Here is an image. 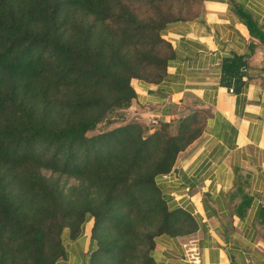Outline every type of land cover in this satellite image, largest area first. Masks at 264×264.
I'll list each match as a JSON object with an SVG mask.
<instances>
[{
    "label": "trees",
    "instance_id": "1",
    "mask_svg": "<svg viewBox=\"0 0 264 264\" xmlns=\"http://www.w3.org/2000/svg\"><path fill=\"white\" fill-rule=\"evenodd\" d=\"M196 1L0 0V264H56L89 217V264H156L159 236L190 233L158 179L199 136L195 116L88 134L130 107L133 80H163V32Z\"/></svg>",
    "mask_w": 264,
    "mask_h": 264
},
{
    "label": "crops",
    "instance_id": "2",
    "mask_svg": "<svg viewBox=\"0 0 264 264\" xmlns=\"http://www.w3.org/2000/svg\"><path fill=\"white\" fill-rule=\"evenodd\" d=\"M158 84L133 80L126 121L154 131L194 116L199 136L158 184L190 233L155 240L156 264H264V0H204L198 16L170 24ZM93 218L63 235L56 264H89Z\"/></svg>",
    "mask_w": 264,
    "mask_h": 264
},
{
    "label": "rangeland",
    "instance_id": "3",
    "mask_svg": "<svg viewBox=\"0 0 264 264\" xmlns=\"http://www.w3.org/2000/svg\"><path fill=\"white\" fill-rule=\"evenodd\" d=\"M190 6H191V8L189 9L188 16L190 18H194L195 16L199 15V13L201 11L202 0H197L195 3H193V5H190ZM186 15L187 14H185L184 16H186ZM126 115H127V113H125L124 110L116 111L104 123L100 124L95 132L89 133L88 137H92V136L98 135L100 133L107 132L109 130L114 129V127L128 123L126 121V117H127ZM108 123H111V125H109ZM171 133H173V134L175 133V128L172 129ZM65 232H68V231L65 230L63 232V235ZM63 235H62V240H63Z\"/></svg>",
    "mask_w": 264,
    "mask_h": 264
}]
</instances>
